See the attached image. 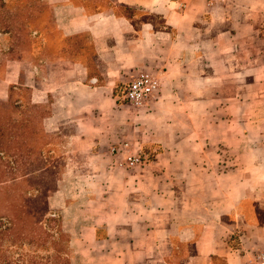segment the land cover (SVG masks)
Masks as SVG:
<instances>
[{
    "label": "crops",
    "instance_id": "crops-1",
    "mask_svg": "<svg viewBox=\"0 0 264 264\" xmlns=\"http://www.w3.org/2000/svg\"><path fill=\"white\" fill-rule=\"evenodd\" d=\"M45 1L60 41L87 39L90 52H34L27 69L31 102L49 109L44 132L69 140L100 176L91 180L98 211L69 241L77 260L256 264L264 256V0ZM21 69L18 61L7 68L0 97ZM140 72L157 78V93L142 109H117L111 90ZM120 142L138 150L140 165L95 162Z\"/></svg>",
    "mask_w": 264,
    "mask_h": 264
},
{
    "label": "rangeland",
    "instance_id": "rangeland-1",
    "mask_svg": "<svg viewBox=\"0 0 264 264\" xmlns=\"http://www.w3.org/2000/svg\"><path fill=\"white\" fill-rule=\"evenodd\" d=\"M53 24L54 18L45 0H0V82L14 61L22 64L17 84L9 85L0 97V254L16 264L36 261L50 264L53 248L59 250L68 264H81L69 241L74 231L85 225V216L97 212L100 205L91 202L95 196L91 180L100 177L87 166L94 160L72 154L66 138L47 135L42 120L49 109L34 105L29 96V54L46 51L51 56L61 47L63 54L75 55L77 51L76 41H60ZM80 44L83 54L88 55L87 39L82 38ZM125 86L116 84L111 90L116 108L138 110L122 101ZM258 110L259 115H264V108ZM10 135L13 136L11 143L5 141ZM107 158L111 163L123 164L121 157L110 155L109 151L98 156L95 162L106 163ZM9 202L14 204L10 213L25 215L28 228L37 221L51 237L43 243L39 241L38 247L26 241H9L3 236L9 226ZM52 238L55 246L50 242Z\"/></svg>",
    "mask_w": 264,
    "mask_h": 264
},
{
    "label": "built area",
    "instance_id": "built-area-1",
    "mask_svg": "<svg viewBox=\"0 0 264 264\" xmlns=\"http://www.w3.org/2000/svg\"><path fill=\"white\" fill-rule=\"evenodd\" d=\"M225 0H204L206 6H214L224 3ZM178 8L183 7V3H177ZM159 82L151 73L140 72L130 82H128L122 93V101L134 109H142L147 102L157 93ZM109 154L121 157L125 168H134L141 164L142 156L137 149H133L128 143L120 142L109 147ZM256 264H264V256L256 257Z\"/></svg>",
    "mask_w": 264,
    "mask_h": 264
},
{
    "label": "trees",
    "instance_id": "trees-1",
    "mask_svg": "<svg viewBox=\"0 0 264 264\" xmlns=\"http://www.w3.org/2000/svg\"><path fill=\"white\" fill-rule=\"evenodd\" d=\"M76 40L77 39L75 37L66 38V41H76ZM77 45L81 46L80 42L77 43ZM61 53L63 54L64 51H61ZM12 139H13V136L10 135L9 137L6 138L5 141L11 143ZM0 143H1V139H0ZM9 203H10L9 208L7 210L9 212V217H8L9 226L5 229L6 231H4V234H3V236L5 235L9 241H12V242L26 241L27 243L33 245L34 247H38L40 245L39 241L43 243V241L46 238L51 237V236L48 237V234L44 231V229L40 228V225L37 221L32 222V228L31 226L28 228L27 223L25 224V221H26L25 215L24 217H21V216H17L14 213H10L13 210L14 204H11V202ZM2 207H3L2 208L3 210L6 209L5 205ZM21 207L24 208L25 206L22 205ZM58 239L61 240V236L58 237ZM50 242L52 243L53 246H55L54 244L56 243V241H54L53 238L50 240ZM58 251L59 250H56L53 248L49 256V259H50L49 263L50 264H68L67 260L64 257H62ZM0 264H16V263L9 262V260H7V257L4 254H0ZM19 264H22V263H19ZM34 264H39V261H36Z\"/></svg>",
    "mask_w": 264,
    "mask_h": 264
}]
</instances>
